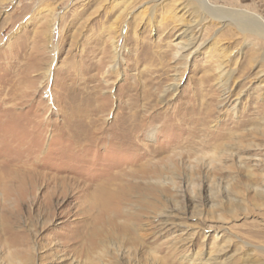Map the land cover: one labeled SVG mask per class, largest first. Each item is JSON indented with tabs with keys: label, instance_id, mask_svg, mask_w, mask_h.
Segmentation results:
<instances>
[{
	"label": "rangeland",
	"instance_id": "rangeland-1",
	"mask_svg": "<svg viewBox=\"0 0 264 264\" xmlns=\"http://www.w3.org/2000/svg\"><path fill=\"white\" fill-rule=\"evenodd\" d=\"M0 264H264V0H0Z\"/></svg>",
	"mask_w": 264,
	"mask_h": 264
},
{
	"label": "bare ground",
	"instance_id": "bare-ground-1",
	"mask_svg": "<svg viewBox=\"0 0 264 264\" xmlns=\"http://www.w3.org/2000/svg\"><path fill=\"white\" fill-rule=\"evenodd\" d=\"M184 48V47H183Z\"/></svg>",
	"mask_w": 264,
	"mask_h": 264
}]
</instances>
